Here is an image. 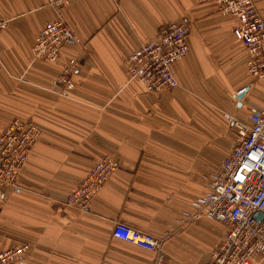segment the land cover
Listing matches in <instances>:
<instances>
[{
    "label": "crops",
    "instance_id": "obj_1",
    "mask_svg": "<svg viewBox=\"0 0 264 264\" xmlns=\"http://www.w3.org/2000/svg\"><path fill=\"white\" fill-rule=\"evenodd\" d=\"M252 1L264 21V0ZM58 12L75 43L55 63L33 60L55 10L0 0V132L13 120L40 131L17 186L0 188V251L24 247L10 264H155L157 255L112 239L123 223L168 237L161 264H208L227 226L186 215L235 144L224 116L245 121L264 105V79L248 73L232 17L214 0H71ZM169 23L188 26V51L173 65L178 86L148 94L129 81L125 61ZM68 59L78 66L65 92L57 78ZM103 157L115 163L112 177L85 209L67 206Z\"/></svg>",
    "mask_w": 264,
    "mask_h": 264
},
{
    "label": "built area",
    "instance_id": "obj_2",
    "mask_svg": "<svg viewBox=\"0 0 264 264\" xmlns=\"http://www.w3.org/2000/svg\"><path fill=\"white\" fill-rule=\"evenodd\" d=\"M57 17L44 24L34 38L33 60L55 63L60 60L65 45L75 38L58 11L71 0H45ZM219 11L234 21L233 36L244 47L248 73L264 79V21L252 0H214ZM7 21L0 19V31ZM186 23H169L158 34L140 44L125 61L129 81L148 94H156L178 86L173 65L188 51ZM78 62L65 60L58 85L63 91L74 88L72 77ZM245 89L238 91L237 95ZM233 127L236 140L221 162L220 172L213 175L209 193L193 200L194 213L186 215L195 220L207 217L227 226L222 243L212 252L208 264H252L255 257L264 256V105L252 109L247 120L225 115ZM39 129L28 122L13 120L0 132V188H14L28 154L38 141ZM115 163L110 157L94 162L90 171L66 198L69 207L83 210L92 197L112 177ZM260 215V219L256 216ZM112 239L133 245L157 255L161 264V246L168 237L157 238L130 226L117 223ZM24 247L0 251V264L17 262Z\"/></svg>",
    "mask_w": 264,
    "mask_h": 264
},
{
    "label": "water",
    "instance_id": "obj_3",
    "mask_svg": "<svg viewBox=\"0 0 264 264\" xmlns=\"http://www.w3.org/2000/svg\"><path fill=\"white\" fill-rule=\"evenodd\" d=\"M244 93H245V90H244L242 93L238 94V95L236 96V99H237L238 101H240V100L242 99ZM256 219H260V215H257V216H256Z\"/></svg>",
    "mask_w": 264,
    "mask_h": 264
},
{
    "label": "rangeland",
    "instance_id": "obj_4",
    "mask_svg": "<svg viewBox=\"0 0 264 264\" xmlns=\"http://www.w3.org/2000/svg\"><path fill=\"white\" fill-rule=\"evenodd\" d=\"M17 248V247H16Z\"/></svg>",
    "mask_w": 264,
    "mask_h": 264
}]
</instances>
